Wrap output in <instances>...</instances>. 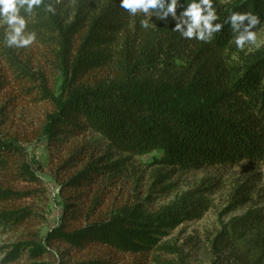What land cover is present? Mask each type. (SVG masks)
<instances>
[{
  "label": "trees",
  "instance_id": "1",
  "mask_svg": "<svg viewBox=\"0 0 264 264\" xmlns=\"http://www.w3.org/2000/svg\"><path fill=\"white\" fill-rule=\"evenodd\" d=\"M55 2L42 0L31 13H19L39 45L57 50L53 57L61 82L53 92L41 75L18 66L11 70L18 99L47 103L50 112L31 136L0 133V235L18 234L3 248L0 264H52L55 256L63 264V259L91 252L97 256L71 264H113L117 258L157 252L176 255V248L160 241L180 225L199 220L209 200L192 191L154 212L133 204L102 214L106 187L119 164L108 156L93 159L83 144L59 161L54 176L62 200L60 219L41 236L34 227L43 223L44 211L33 204L46 199V190L41 167L25 145L36 139L55 157L71 140L97 135L109 152L129 157L158 152L157 165L184 173L260 161L264 50L240 57L242 62L230 61L239 49L225 21L232 12H250L260 20L252 29L256 32L264 21V0H213L218 17L213 23L223 28L208 42L181 38L172 30L176 21L171 15L165 20L153 16L154 28L129 34L127 14L116 0H66L68 8ZM186 2L178 0L183 6ZM48 4L54 13L46 11ZM181 11L177 7V15ZM103 70L110 71L108 79L86 84ZM59 174L65 177L59 180ZM210 248L212 264H264V212L250 210L234 218Z\"/></svg>",
  "mask_w": 264,
  "mask_h": 264
},
{
  "label": "rangeland",
  "instance_id": "2",
  "mask_svg": "<svg viewBox=\"0 0 264 264\" xmlns=\"http://www.w3.org/2000/svg\"><path fill=\"white\" fill-rule=\"evenodd\" d=\"M119 3V0H116ZM66 0H56L55 4ZM225 3V2H223ZM127 14L129 34L138 30L154 28L156 18L150 17L151 26L142 28L140 20L144 19L143 13L136 15ZM138 21V24H135ZM7 26L0 23V133L3 135L31 136L42 126L46 115L50 112L47 103L32 104L27 100L18 99V90L12 85L11 70L23 68L35 75H41L49 89L55 92L60 86L61 77L57 60L53 57L56 49L39 45L35 40L24 48L8 47L4 42V32ZM25 33H27L25 29ZM258 50H264V21L256 30V45L246 44L243 50L230 55V61L242 62L240 57L246 58ZM20 68H18V67ZM110 71L94 72L87 78L86 84L93 85L97 81L109 78ZM34 93V92H33ZM32 93V94H33ZM84 145L93 159L100 157L111 158L110 162H117V172L114 173L107 185L106 197L101 208L102 214L124 205L138 204L148 212H154L168 205L175 198L185 192L197 191L199 195L209 200L210 208L197 221L186 222L160 241V244L176 248V255H165L162 252L152 253L148 257L117 258L113 264H212L214 258L211 253L212 240L224 229L228 228L231 220L245 215L250 210L264 212V156L257 162H242L233 167L215 166L198 171L184 173L178 170L165 169L157 165L160 153L153 152L144 156L129 157L109 152L106 143L97 135H85L77 140H71L67 147L55 157L49 155V150L43 142L34 140L26 144V148L33 160L39 164L41 178L46 190V199L37 200L39 211H44V221L34 227L41 236L55 226L60 219L62 200L59 197V183L55 179L56 168L60 162L68 158L74 148ZM107 157V158H108ZM81 167L72 171L75 173ZM57 173V172H56ZM60 179L64 174H59ZM108 178L105 179L108 182ZM240 200L244 201L239 205ZM18 234L0 235V260L4 256L3 248L15 242ZM54 254H59L55 249ZM94 253L86 256H71L63 259L69 264L88 258H95ZM104 261H109L103 256ZM69 260V261H65ZM52 264L61 262L55 256Z\"/></svg>",
  "mask_w": 264,
  "mask_h": 264
},
{
  "label": "clouds",
  "instance_id": "3",
  "mask_svg": "<svg viewBox=\"0 0 264 264\" xmlns=\"http://www.w3.org/2000/svg\"><path fill=\"white\" fill-rule=\"evenodd\" d=\"M42 0H0V23L7 26L4 32V42L8 47L24 48L35 40V33H25L26 21L21 16L32 12L34 6L39 7ZM186 6L180 5L178 0H119V7L129 15L143 13L145 18L140 20L142 28L151 26L150 17L165 20L169 15L176 21L173 31L180 33L181 38L208 42L213 33L223 28L221 23H213L218 19L213 8V0H188ZM177 7L182 11L177 15ZM151 10V11H150ZM46 11L55 12V8L48 4ZM245 21L247 23L245 24ZM233 36V43L237 49L243 50L246 44L256 45V32L252 29L260 23L259 17L247 12H232L227 20Z\"/></svg>",
  "mask_w": 264,
  "mask_h": 264
}]
</instances>
